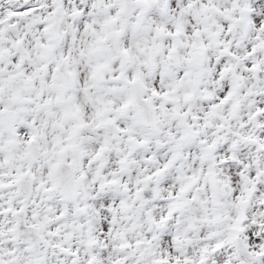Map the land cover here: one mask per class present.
<instances>
[{
	"label": "snow or ice",
	"instance_id": "6c2138e0",
	"mask_svg": "<svg viewBox=\"0 0 264 264\" xmlns=\"http://www.w3.org/2000/svg\"><path fill=\"white\" fill-rule=\"evenodd\" d=\"M0 264H264V0H0Z\"/></svg>",
	"mask_w": 264,
	"mask_h": 264
}]
</instances>
